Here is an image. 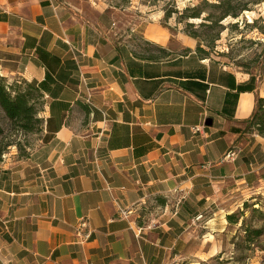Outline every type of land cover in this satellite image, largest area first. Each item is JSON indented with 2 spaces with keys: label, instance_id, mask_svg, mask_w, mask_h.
Returning a JSON list of instances; mask_svg holds the SVG:
<instances>
[{
  "label": "crops",
  "instance_id": "1",
  "mask_svg": "<svg viewBox=\"0 0 264 264\" xmlns=\"http://www.w3.org/2000/svg\"><path fill=\"white\" fill-rule=\"evenodd\" d=\"M112 10L0 0V77L42 95L37 147L0 163V264H173L220 203L264 188L246 125L264 79L151 25L141 39L167 54L149 59Z\"/></svg>",
  "mask_w": 264,
  "mask_h": 264
},
{
  "label": "rangeland",
  "instance_id": "2",
  "mask_svg": "<svg viewBox=\"0 0 264 264\" xmlns=\"http://www.w3.org/2000/svg\"><path fill=\"white\" fill-rule=\"evenodd\" d=\"M93 1L114 9L115 33L123 38L127 37L128 43L135 46L142 55H161L155 49L158 46H148L141 39L140 33L147 26L165 30L171 39L170 46L178 49L179 38L188 37L185 34L186 23H192L195 28L191 30L196 29L201 39L210 40L211 47L204 43L201 45L208 51L210 59L232 70L264 79V0H232L234 10L244 6L248 10L237 18H226L219 25L200 28L198 26L203 22L202 18L215 15L216 11L204 7L206 11L201 19L185 20L184 17L191 12L184 13V10L197 7L202 4V0ZM165 12L170 13L169 19L165 18ZM129 35L131 36L128 37ZM193 41L195 52L197 41ZM4 84L7 87L17 86L21 91L26 90L24 81L18 78L9 81L4 79ZM36 102V107L39 108L40 100ZM37 118L40 119L38 116ZM40 128L41 124H35L31 131L25 132L18 124L9 121L0 108V163L26 159L25 156L38 145ZM220 204L223 212L216 211L214 220L205 222L206 218H203L193 228L195 231L188 235L184 250L173 264H264V238L251 243L244 242L242 238L243 230L262 224L260 216L252 211L258 210L264 215V188L238 192L232 199ZM229 215L240 218L236 225L228 223L226 217ZM243 224L244 228L241 229Z\"/></svg>",
  "mask_w": 264,
  "mask_h": 264
},
{
  "label": "trees",
  "instance_id": "3",
  "mask_svg": "<svg viewBox=\"0 0 264 264\" xmlns=\"http://www.w3.org/2000/svg\"><path fill=\"white\" fill-rule=\"evenodd\" d=\"M202 0V4H199L194 8H187L184 10L185 12H191L190 15L185 16V20L191 19H201L202 15L205 13V8L208 7L210 9H214L216 11L215 15H208L205 18H202L203 22L199 24L200 27H208L210 25H219L220 22L225 20L226 18H237L242 12L247 11L248 8L246 6L240 8L239 10H234L232 7V0ZM259 2H256L258 4ZM182 13V14H184ZM181 14V15H182ZM180 15V16H181ZM171 15L169 12H165V18H170ZM195 28L192 23H186L185 25V34L197 41V45L195 48V54L198 55L201 59H210L208 55V51L203 49L201 45L204 43L207 47H211L210 40L201 39L198 33L195 30H191ZM144 44L148 46H152L151 43L144 41ZM156 51L161 54H167V51L156 47ZM185 53L189 52L188 49L184 50ZM149 59L154 57L153 54H147ZM26 86V90L21 91L17 86H9L7 87L4 84V78L0 77V108L4 112L6 118L18 124L22 130L25 132L31 131V127L35 124H41L42 128V120L38 119L42 109V95L37 87L32 85L31 83H27L24 81ZM33 94H36L34 96ZM38 99H37V98ZM36 100H40L39 108L36 107ZM247 130L256 133L258 136L264 137V99L258 98L255 103V108L252 116L246 121ZM40 128V132H41ZM29 154L25 156L28 158ZM252 213L260 216L262 224L259 227L247 228L244 231V236L242 237L244 242L251 243L255 240H259L264 238V215L261 214L258 210H253ZM227 221L231 225H236L240 218L236 217V215H229L226 217ZM244 228V224L241 226V229Z\"/></svg>",
  "mask_w": 264,
  "mask_h": 264
},
{
  "label": "built area",
  "instance_id": "4",
  "mask_svg": "<svg viewBox=\"0 0 264 264\" xmlns=\"http://www.w3.org/2000/svg\"><path fill=\"white\" fill-rule=\"evenodd\" d=\"M85 227H86V220L85 219L80 220V222L75 226L76 234H80L81 230Z\"/></svg>",
  "mask_w": 264,
  "mask_h": 264
}]
</instances>
